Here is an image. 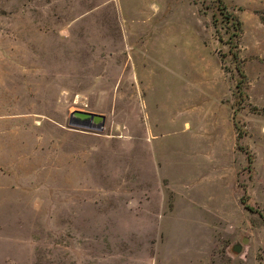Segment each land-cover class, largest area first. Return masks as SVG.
Segmentation results:
<instances>
[{
    "label": "rangeland",
    "instance_id": "374dc122",
    "mask_svg": "<svg viewBox=\"0 0 264 264\" xmlns=\"http://www.w3.org/2000/svg\"><path fill=\"white\" fill-rule=\"evenodd\" d=\"M5 106L35 212L0 264H264V0H0Z\"/></svg>",
    "mask_w": 264,
    "mask_h": 264
},
{
    "label": "crops",
    "instance_id": "0c3cea01",
    "mask_svg": "<svg viewBox=\"0 0 264 264\" xmlns=\"http://www.w3.org/2000/svg\"><path fill=\"white\" fill-rule=\"evenodd\" d=\"M29 116V117H28ZM19 121V122H18ZM28 122L30 127L28 128ZM14 123V124H12ZM26 129H24V125ZM0 193H8L0 203V221L27 215L28 212H35V202L33 201L34 186V153H33V121L32 114L19 115L17 111H11L5 106L0 110ZM15 127V129H13ZM25 131L21 138V150L15 142L20 134ZM14 146H13V145ZM16 147V148H14ZM4 157V159H2ZM18 170L20 173H18ZM20 174V176H19ZM20 177V178H19ZM15 178V182L13 179ZM31 184L30 192H23L21 185ZM21 194L17 197V192ZM14 198L12 199V196ZM12 195V196H11Z\"/></svg>",
    "mask_w": 264,
    "mask_h": 264
},
{
    "label": "water",
    "instance_id": "95a60500",
    "mask_svg": "<svg viewBox=\"0 0 264 264\" xmlns=\"http://www.w3.org/2000/svg\"><path fill=\"white\" fill-rule=\"evenodd\" d=\"M107 117L104 114L76 110L71 113L69 124L73 128L88 129L97 132H103L106 125ZM236 251H240L241 247L237 246Z\"/></svg>",
    "mask_w": 264,
    "mask_h": 264
},
{
    "label": "trees",
    "instance_id": "16d2710c",
    "mask_svg": "<svg viewBox=\"0 0 264 264\" xmlns=\"http://www.w3.org/2000/svg\"><path fill=\"white\" fill-rule=\"evenodd\" d=\"M221 5H223V0H218Z\"/></svg>",
    "mask_w": 264,
    "mask_h": 264
}]
</instances>
